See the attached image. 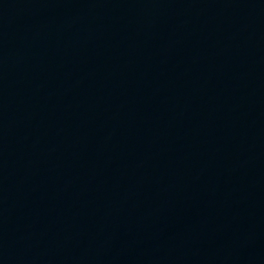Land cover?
Wrapping results in <instances>:
<instances>
[{
	"label": "water",
	"instance_id": "water-1",
	"mask_svg": "<svg viewBox=\"0 0 264 264\" xmlns=\"http://www.w3.org/2000/svg\"><path fill=\"white\" fill-rule=\"evenodd\" d=\"M0 264H264V0H0Z\"/></svg>",
	"mask_w": 264,
	"mask_h": 264
}]
</instances>
